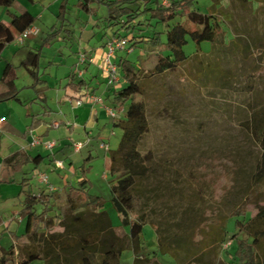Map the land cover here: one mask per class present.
Here are the masks:
<instances>
[{
	"label": "trees",
	"instance_id": "obj_1",
	"mask_svg": "<svg viewBox=\"0 0 264 264\" xmlns=\"http://www.w3.org/2000/svg\"><path fill=\"white\" fill-rule=\"evenodd\" d=\"M169 1V6L163 7L160 0H77L79 9L89 15L95 16L100 7L105 9V14L97 18L104 24L102 35L126 39L127 52L139 43L149 44L152 49L164 45L161 33L151 28L179 19L166 31L168 53H153L156 57L152 67H137L124 58L113 60L119 80L111 103L114 107L126 102L129 105L124 119H113V126L120 127L122 136L117 149L108 150L110 205L119 216L120 227L127 232L112 225L104 210L105 201L89 193V180L82 173L80 180L64 192H40L37 196L25 192L18 212L24 232L13 236L16 244L2 249L0 264H31L36 260L43 264H119L125 249L132 252L131 264H159L157 254H169L177 264H264V88L256 80L262 83L260 77L251 83L253 86L247 84L242 95L248 99L235 109L238 128L256 151L247 154L249 159L233 160L229 186L218 199L204 198L203 186L189 191V181L173 166L174 162L158 159L153 151L142 149L149 131L144 81L173 72L189 61L182 51L188 35L197 46L208 41L224 54L221 18L192 10L194 0ZM234 1L243 5L249 2ZM14 2L0 0L9 19L8 24L0 21V55L15 35L36 20L28 11L10 12ZM38 55V50L29 51L21 62L31 78H36ZM199 62L205 63L203 59ZM16 68L10 64L4 68L0 82L6 90L0 93V102L17 98ZM226 82L227 76L217 69L204 84L231 87L225 86ZM82 83L79 80L70 85L78 89ZM41 123L33 117L30 129ZM44 158L18 151L5 157L2 164L15 173L28 164L36 167ZM183 183L189 196H183ZM20 185L23 192L24 184ZM248 208L256 213L251 216ZM230 217L236 219L235 233L227 237ZM144 225H150L156 236V253L151 255L142 254ZM227 242L229 246L222 248Z\"/></svg>",
	"mask_w": 264,
	"mask_h": 264
},
{
	"label": "rangeland",
	"instance_id": "obj_2",
	"mask_svg": "<svg viewBox=\"0 0 264 264\" xmlns=\"http://www.w3.org/2000/svg\"><path fill=\"white\" fill-rule=\"evenodd\" d=\"M92 6L96 7L95 4ZM192 10L223 20L220 26L224 54L218 53L220 51L215 50L208 41L197 46L188 35L182 51L189 61L173 72L144 81L143 101L149 131L143 140L142 149L144 152L153 151L158 159L174 162L173 166L189 181V191L203 186L204 194L201 195L215 200L229 186V178L235 168L233 160L245 158L248 153L256 151L239 130L235 109L243 99H248V96L242 95L247 84L253 86L251 83L260 77L262 83L256 80L264 88V0H249L245 5L234 0H194ZM9 11L15 14L28 11L36 17L33 26L38 30L37 35L24 38L21 42L16 38L2 50L3 58L17 67L15 89L18 101L22 102L21 106L15 103L20 112L19 126L24 121L29 123L26 114L37 115L46 121L55 120L57 124L68 121L66 124L72 126L70 128L63 124L59 128H49L47 134L42 135L46 124L41 123L31 130L40 137L41 143L32 147L29 153L35 155L39 151L46 156L58 148L56 144L60 138L63 142L70 143L89 138V146L83 147L79 152H73L68 147L66 155L72 160L76 175L83 173L89 180V193L105 201L104 210L112 225L127 232V229L120 227L119 216L110 205L108 150L117 149L122 130L113 126V119L107 114L108 108L114 111L118 109L111 103L112 92L118 86H108L103 74L107 37L102 35L104 24L97 18L105 14V9L100 7L93 16L79 9L77 0H15ZM0 20L8 22V16L2 7ZM178 21L177 18L167 25L158 24L151 28L161 33L160 40L164 45L152 49L149 44L139 43L128 52L125 50L128 48L126 45L124 49L114 53L111 61L115 57L124 58L137 67H152L156 57L153 53H168L165 46L166 31ZM232 33L239 37L235 38ZM30 48L32 51L38 50L39 54L36 78H31L21 67L26 51ZM98 49H101V56L96 54ZM89 54L94 58V63L88 66L79 64L80 57H88ZM200 59L205 63L199 62ZM217 69L227 76L228 84L225 86L231 87L223 89V83L204 84ZM78 70L82 73L80 77ZM80 79L84 81L80 84L81 94L93 93L102 98V103L76 106L75 99L69 103L68 97L73 94L69 83H76ZM128 105L127 102L123 104L124 112L115 120L124 119ZM45 111L46 114H43ZM27 135L30 136V133ZM45 142H54L56 147L49 151L44 148ZM101 143L108 150L100 148ZM90 149L93 158L87 159ZM63 157L56 154L58 161L63 162ZM246 159H249L248 156ZM248 161L252 162V158ZM24 167L26 171L29 170L28 176L34 185H38L40 174L45 175L48 183L63 185L62 180L49 168L47 158L35 168L30 164ZM182 185L183 196H189V191L185 190L186 183ZM248 209L251 216L256 213L252 208ZM18 210L17 200L0 204V248L9 247L12 231L22 230V224L17 225ZM10 215L14 217L9 219ZM235 220V217H230L226 222L227 237L235 233ZM141 236L142 254L156 253L154 229L150 225H144ZM221 256L226 260L225 254ZM132 258V252L125 249L121 253L119 264H131ZM156 260L159 264H177L169 254H157ZM31 264L43 262L36 260Z\"/></svg>",
	"mask_w": 264,
	"mask_h": 264
},
{
	"label": "crops",
	"instance_id": "obj_3",
	"mask_svg": "<svg viewBox=\"0 0 264 264\" xmlns=\"http://www.w3.org/2000/svg\"><path fill=\"white\" fill-rule=\"evenodd\" d=\"M2 23L8 24L9 19H8L7 23H4V22H2ZM109 38L110 37H107V41ZM8 46H9V44L6 46V48ZM104 46H101V47H104ZM29 51H32V49L30 48V50L26 51L25 57ZM100 51H101V49H98L96 54H99L101 56L102 54L100 53ZM88 56H90V54ZM90 57H92V55ZM6 64H10L12 67H15L11 61L3 58V52H1V55H0V78L2 76V73L4 71ZM90 64L86 63L84 65L88 66ZM86 66H84L85 69L87 68ZM80 80H82V79H80ZM70 83L72 85L73 84L75 85V83L72 81ZM72 85H70L71 88H72ZM14 86H15V81H14ZM5 90H6L5 86L2 85L0 82V93L5 92ZM71 91L73 94H72V96L68 97L69 103H71L72 100L79 98L81 93H82L81 92L82 90L80 88H78V89L72 88ZM88 93L91 95H94L93 93H90V92H88ZM105 98H108V96H106ZM15 103H18L20 105V103H22V102L18 101V98L0 102V204H5L7 202H11V201L13 202V201L17 200V203L19 204V210H20L21 203H22V200L24 198L25 192H29L32 195L37 196L40 192L47 193L50 191L47 189L46 184H43L42 182H40V180H39L38 185H36V184L34 185L31 182L30 177L28 176L29 170L26 171L25 167H23L19 172H15V173L10 172L8 169H6L3 166V164H2L3 159L5 157L15 153V152H18V151L24 152L31 157H35L37 155L44 156L39 151H37L35 155H31L29 153V150L32 149V147L28 144L29 143V136L27 135V132H29L31 130L30 129V123H31V120L33 117L42 120L43 123L46 124V129H45L44 133H42V135H46L47 130L49 128H52V129L59 128L60 125L66 124V123H68V121H65V122L60 121V123L57 124V122L55 120L46 121L44 118H38L37 115L26 114L25 117L29 118V123L26 124V121H24L19 126L20 112L18 110L19 108L17 106H15V105H17ZM23 104H25V103H23ZM43 114H46V111ZM67 127L71 128L72 126L67 125ZM22 128H23V131H20V130H22ZM20 132H22V133L19 134ZM56 145L58 146V148L54 151V153H52L51 155L47 154L44 157H45V159L47 158V164L49 165V168H51V171L58 177V179L60 181L62 180L63 185H61V186L58 184L54 185L52 183H48V184L53 188V190L51 192H53V191L64 192L67 190V188L69 186H74L77 183V181L80 180L82 175L81 174L78 176L76 175V171L73 169L72 160L66 155V149L68 147H69V150H70V148L73 150L72 143H70L69 141L63 142V139L60 138ZM56 145H55V147H56ZM87 146H89V143L85 147H87ZM73 152H75V151L73 150ZM57 153L64 156L63 162L61 160L60 161L56 160V154ZM91 158H93V155H92L91 149H90V150H88L87 159H91ZM52 159H54V162H51ZM55 162H60L61 168L55 167ZM39 163H38V165H39ZM30 165H32V164H30ZM32 166H33V168H35L34 165H32ZM64 173H66L67 175L63 176ZM64 178H66V180H64ZM20 183L24 184L23 185V192H20L21 187H22L20 185ZM19 210H18V212H19ZM6 212H8V211H6ZM6 212H4V213H6ZM18 212H16V214H17L16 215L17 225L22 224V230L21 231H16V230L12 231L11 244L15 243L13 241V236H19L24 232V221L19 217ZM13 217L14 216L10 215L9 219L10 218L12 219ZM23 242L24 241H22L21 243L23 244ZM2 249L3 248H0V253H1ZM7 249H3V250H7Z\"/></svg>",
	"mask_w": 264,
	"mask_h": 264
},
{
	"label": "built area",
	"instance_id": "obj_4",
	"mask_svg": "<svg viewBox=\"0 0 264 264\" xmlns=\"http://www.w3.org/2000/svg\"><path fill=\"white\" fill-rule=\"evenodd\" d=\"M170 1L169 0H160V4L163 7L169 6ZM38 30L34 27L31 26L30 28L26 29L20 34L15 35V39L19 42H21L24 38L30 37V36H35L37 35ZM14 39V40H15ZM126 39L112 36L108 39V41L105 44V48L107 50L106 57L103 60V74L107 78V85L108 86H114L118 83L119 80V75L117 72V67L114 64V62L111 61V58L114 56V53L118 50H122L126 47ZM86 63H94V58L86 55H82L79 59V64H86ZM78 76H81V71L78 70ZM76 106H80L83 103H91L92 105L102 103V98L98 96L91 95L89 93H84L81 94L79 98L75 99ZM118 109L116 111L107 109V114L112 118V119H119V116L124 112V109L122 106H117ZM30 136H29V145L31 147H34L38 144L41 143V139L38 135H35L32 133V131H29ZM89 143V138H86L84 141L81 142H75L72 143V148L75 152L80 151L83 147L88 145ZM100 148H103L104 150H108L107 147L104 145V143H101ZM55 147L54 142H45L44 148L51 151ZM55 167L61 168V163L60 162H55ZM39 180L43 184H46L47 189L49 191H52L53 188L48 184L47 179L45 175L40 174L39 175ZM229 242L223 244L222 248L226 249L229 246Z\"/></svg>",
	"mask_w": 264,
	"mask_h": 264
}]
</instances>
